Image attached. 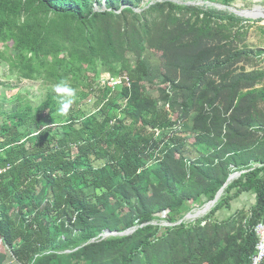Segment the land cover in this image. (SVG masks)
Here are the masks:
<instances>
[{
  "label": "trees",
  "instance_id": "16d2710c",
  "mask_svg": "<svg viewBox=\"0 0 264 264\" xmlns=\"http://www.w3.org/2000/svg\"><path fill=\"white\" fill-rule=\"evenodd\" d=\"M261 21L173 0H0V60L46 88L37 104L0 102V239L15 260L251 264L264 221V38L256 50L246 41ZM146 51L161 61L155 80ZM106 72L130 84H98ZM60 80L76 90L67 116ZM92 93L99 110L85 114ZM234 172L209 211L173 224ZM243 193L255 204L233 210Z\"/></svg>",
  "mask_w": 264,
  "mask_h": 264
},
{
  "label": "rangeland",
  "instance_id": "374dc122",
  "mask_svg": "<svg viewBox=\"0 0 264 264\" xmlns=\"http://www.w3.org/2000/svg\"><path fill=\"white\" fill-rule=\"evenodd\" d=\"M184 1H188V0H184ZM260 4L264 6V0H235V3L230 6H233L234 8H237V9H244V8H253ZM260 24H264V21H261ZM263 38H264V32L260 28H258L256 25H254L249 29L246 42L249 45L250 49L256 50L261 45V40ZM4 47L5 46H3V44L0 43V49H4ZM262 56H263L262 58L263 60L261 59L262 61L260 63V67L264 69V54H262ZM144 60L146 62L147 70H148L147 79L155 80L157 76V71L154 69V67L157 68L161 64V61L158 58V54H155V52H152V51H146L144 54ZM7 71H8L7 63L3 60H0V102L5 104L4 107L6 110H11L14 106L18 105V101H17L18 96H25L26 99L32 101L34 104H37V102L43 98L46 88L39 81H33V80H27V79L18 80L15 78L14 75L9 74ZM102 75H105V76H101L98 79L100 81L97 82L98 84H101V85H103L105 82H107L110 79L108 77L110 73L106 72ZM159 78L160 77L158 73V79ZM148 90H149V93H151L154 96H157V93H155L156 92L155 87L154 88L149 87ZM96 101H97V94L96 93L90 94L87 100L81 104L82 111L85 114H90L95 111H98L99 108L95 104ZM163 106H164V103L160 102L159 107L163 108ZM58 129H60L61 131L60 127ZM148 130L152 131L153 128L150 127ZM154 131L157 133L158 137H160L161 136L160 134L163 133V131H160L159 129H154ZM170 131L171 129L169 128L165 130V132H170ZM183 133H184L182 134L183 137L186 135H189V132H183ZM94 164L97 166H100L103 164V161H95ZM255 200L256 198L254 194L246 193L240 196V198L233 203V210L244 209L246 211H249L250 207L253 204H255ZM199 208L201 207L194 208V209H199ZM14 216H15V220H17L18 213L15 212ZM166 223L167 222L165 221L162 222V224H166ZM4 250L8 254V258L5 264H20L19 262L15 260L11 251H9L8 247L4 245L2 243V240L0 239V251H4ZM255 250H256V247H255Z\"/></svg>",
  "mask_w": 264,
  "mask_h": 264
},
{
  "label": "water",
  "instance_id": "95a60500",
  "mask_svg": "<svg viewBox=\"0 0 264 264\" xmlns=\"http://www.w3.org/2000/svg\"><path fill=\"white\" fill-rule=\"evenodd\" d=\"M175 2H178V3H181V4H189V5H206V6H211V7H216L218 9H226L238 16H241V17H245V18H250V19H257V18H264V6L263 5H257L253 8H244V9H237V8H234L233 6H230V5H225V4H222V3H216V2H211V1H205V0H197V1H192V0H189V1H184V0H173ZM105 4V0H103V6ZM256 10H259L261 13L258 14H253L252 12L256 11ZM241 174V172H234L232 173L226 183L223 185V187L217 192L216 196L214 197V199L208 201L207 203H205L201 208L199 209H192L191 211H189L183 218H181L179 221H177L176 223H173V224H180L184 221H187V220H192V219H195L199 216H202L204 215L207 211H209L214 205L215 203L218 201V199L220 198L222 192H223V189L233 180L235 179L236 177H238L239 175ZM171 225L172 223H166V225ZM136 229V227H133V228H130V229H127L125 231H111V230H108L106 229L102 234H100L98 237H101L104 238V237H107V236H111V235H127V234H130L132 233L134 230ZM96 238H93L91 241H94Z\"/></svg>",
  "mask_w": 264,
  "mask_h": 264
},
{
  "label": "built area",
  "instance_id": "2783aa9c",
  "mask_svg": "<svg viewBox=\"0 0 264 264\" xmlns=\"http://www.w3.org/2000/svg\"><path fill=\"white\" fill-rule=\"evenodd\" d=\"M108 77L110 79L103 84L104 86L115 87L121 84H130L129 79L126 75L111 76L110 74L108 75ZM166 106L169 107V104H167ZM2 171L3 169H0V172ZM254 231L257 236V243L256 251L251 257V264H264V221H260L259 223H257L254 228Z\"/></svg>",
  "mask_w": 264,
  "mask_h": 264
},
{
  "label": "clouds",
  "instance_id": "9594fccd",
  "mask_svg": "<svg viewBox=\"0 0 264 264\" xmlns=\"http://www.w3.org/2000/svg\"><path fill=\"white\" fill-rule=\"evenodd\" d=\"M53 91L59 97V107L57 109L59 115L67 116L72 107V104L74 103L76 90L71 87L65 80H60L54 86ZM37 135H39V133Z\"/></svg>",
  "mask_w": 264,
  "mask_h": 264
},
{
  "label": "bare ground",
  "instance_id": "6f19581e",
  "mask_svg": "<svg viewBox=\"0 0 264 264\" xmlns=\"http://www.w3.org/2000/svg\"><path fill=\"white\" fill-rule=\"evenodd\" d=\"M262 12V11H261ZM259 10H256V11H254V12H252L253 14H256V13H258V14H260L261 13Z\"/></svg>",
  "mask_w": 264,
  "mask_h": 264
},
{
  "label": "crops",
  "instance_id": "0c3cea01",
  "mask_svg": "<svg viewBox=\"0 0 264 264\" xmlns=\"http://www.w3.org/2000/svg\"><path fill=\"white\" fill-rule=\"evenodd\" d=\"M244 194H246V193H243L242 195H244ZM242 195H241V196H242Z\"/></svg>",
  "mask_w": 264,
  "mask_h": 264
}]
</instances>
